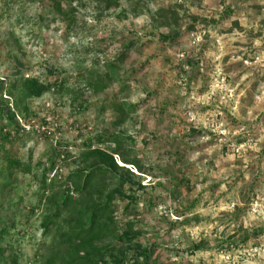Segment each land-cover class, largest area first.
I'll list each match as a JSON object with an SVG mask.
<instances>
[{
  "label": "rangeland",
  "instance_id": "obj_1",
  "mask_svg": "<svg viewBox=\"0 0 264 264\" xmlns=\"http://www.w3.org/2000/svg\"><path fill=\"white\" fill-rule=\"evenodd\" d=\"M131 2L140 3L138 15L123 0L108 12L89 0L73 2L68 26L47 0H0V80L7 88L19 73L18 79L55 83L25 104L29 116L27 122L16 117L18 134L5 128L12 133L0 149V185L10 184L0 194L6 255L17 264H40L35 260L53 241V231L43 235L44 216L52 194L80 167L83 143L121 133L134 140L129 156L153 172L139 177L144 190L137 194L159 204L147 211L141 203L135 226L137 243L152 251L151 263L225 264L224 250L247 264L243 254L264 245V0ZM62 6L69 8L66 0ZM158 10L175 14L170 27L157 22ZM191 34L202 43L194 44ZM130 43L120 66L123 83L105 82L98 93L86 87L88 73L103 76L104 62ZM216 67L225 86L208 100ZM229 93L235 112L231 102L219 103ZM123 100L137 111L116 128L113 107ZM7 107L18 113L12 100ZM9 159L22 166L7 170ZM51 161L44 189L41 173ZM117 165L123 166L118 159ZM123 207L117 202L119 229L132 218Z\"/></svg>",
  "mask_w": 264,
  "mask_h": 264
},
{
  "label": "trees",
  "instance_id": "obj_2",
  "mask_svg": "<svg viewBox=\"0 0 264 264\" xmlns=\"http://www.w3.org/2000/svg\"><path fill=\"white\" fill-rule=\"evenodd\" d=\"M47 1L55 16L67 21L68 26L74 24L73 9L70 7L73 2H81V0H66L67 7L70 8L66 11L62 6L65 0ZM89 1L95 4L97 11L108 12L119 8L122 0ZM123 1L130 3V11L134 15L140 13L136 10L140 6L139 2ZM154 15L155 19L158 17L156 21L161 26L170 27L168 23L174 20L175 14L158 10ZM193 20L197 21L196 18ZM193 29L194 26L189 27L190 31ZM169 37L172 39L174 35L167 36L164 40ZM131 46L132 43L123 46L124 50L115 59L104 62L106 71L103 76L88 73L85 79L86 87L98 93L105 90L107 86L105 82L123 83L120 66L127 58V52ZM17 76L19 73L7 88L5 80H0V149L12 141L11 131L5 128L11 127L18 134L16 117L29 116L25 104L49 93L55 85V83L41 82L37 78L20 77L18 79ZM54 82L57 83V79ZM63 85L64 82H59L57 89H62ZM122 87L123 90L125 86ZM11 100L18 113L7 107V102ZM113 110L118 115L113 122V126L117 128L127 121L129 115L136 113L137 105L123 100L115 104ZM133 143L132 137L121 133H113L109 136L98 135L83 143L84 153L80 156V167L65 177L61 186L62 190L55 194L51 193L53 195L50 200L51 213L44 216L42 226L43 235L53 231V241L50 246L43 248L44 254L38 255L35 262L40 264H152L151 262L154 261L152 251L150 248H142L137 243L141 233L135 230V226L138 206L143 203L146 210L151 211L159 204V200L149 196L145 201H141V197L137 194L144 190L139 177L151 176L153 172L150 168H144L135 156H129L130 151L127 146ZM117 159L123 166L117 165ZM21 166L19 161L9 159L6 169L12 170ZM126 166L134 168L140 176L135 177ZM53 169L54 162L51 161L49 167L43 169L41 173L44 189ZM7 177L11 178L12 173H8ZM50 183L52 184V181ZM9 188V183L1 184L0 194L6 193ZM117 202L124 203L122 214L130 213L132 217L125 222L122 229H119L115 218ZM6 231L5 226L0 227V264H17V258L6 255V247L2 244Z\"/></svg>",
  "mask_w": 264,
  "mask_h": 264
},
{
  "label": "built area",
  "instance_id": "obj_3",
  "mask_svg": "<svg viewBox=\"0 0 264 264\" xmlns=\"http://www.w3.org/2000/svg\"><path fill=\"white\" fill-rule=\"evenodd\" d=\"M190 37L194 44L202 43V40L199 37L194 36V34H191ZM210 85L211 86H210L209 93L207 96L208 100H210L216 94V92L218 91L220 87L225 86V77L221 73V70L219 67H216L215 70L213 71V78L211 79ZM223 101L225 103L231 102V105H232L231 110L235 112L237 108V100L232 94L229 93V94H224L223 96H221L219 98V103L221 104ZM23 120L24 122H27L25 118H23ZM233 149H234V146H233ZM235 149H236L235 151L238 152L242 148L238 147ZM260 213L264 216V210H261ZM232 252L233 251L221 250L220 256H219L220 260L225 264H236V263L239 264L238 263L239 257H234V255H232ZM243 255L245 257L244 262H246L247 264H262L261 262H264V245H261L259 247H254L251 251V254L248 253V254H243Z\"/></svg>",
  "mask_w": 264,
  "mask_h": 264
},
{
  "label": "water",
  "instance_id": "obj_4",
  "mask_svg": "<svg viewBox=\"0 0 264 264\" xmlns=\"http://www.w3.org/2000/svg\"><path fill=\"white\" fill-rule=\"evenodd\" d=\"M207 37H208V35L207 34H204L203 40L206 41L207 40Z\"/></svg>",
  "mask_w": 264,
  "mask_h": 264
}]
</instances>
